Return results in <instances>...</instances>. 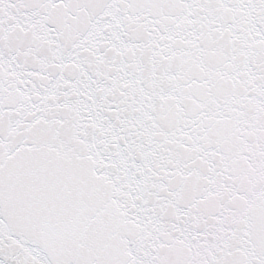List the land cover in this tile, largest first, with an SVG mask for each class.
<instances>
[{
    "label": "snow or ice",
    "instance_id": "snow-or-ice-1",
    "mask_svg": "<svg viewBox=\"0 0 264 264\" xmlns=\"http://www.w3.org/2000/svg\"><path fill=\"white\" fill-rule=\"evenodd\" d=\"M0 264H264V0H0Z\"/></svg>",
    "mask_w": 264,
    "mask_h": 264
}]
</instances>
